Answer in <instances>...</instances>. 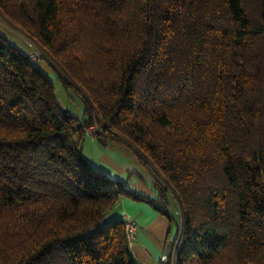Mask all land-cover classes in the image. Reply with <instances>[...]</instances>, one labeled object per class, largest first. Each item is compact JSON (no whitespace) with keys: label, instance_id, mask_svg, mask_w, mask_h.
<instances>
[{"label":"trees","instance_id":"obj_1","mask_svg":"<svg viewBox=\"0 0 264 264\" xmlns=\"http://www.w3.org/2000/svg\"><path fill=\"white\" fill-rule=\"evenodd\" d=\"M0 14L30 47L0 33V264H138L107 212L128 197L168 216L167 191L181 241L159 264H264V0H0ZM99 123L155 170L160 206L83 156Z\"/></svg>","mask_w":264,"mask_h":264},{"label":"crops","instance_id":"obj_2","mask_svg":"<svg viewBox=\"0 0 264 264\" xmlns=\"http://www.w3.org/2000/svg\"><path fill=\"white\" fill-rule=\"evenodd\" d=\"M88 133L91 136H96L90 130ZM95 138L94 155L89 156L84 148L82 149L83 156L91 165L105 172L112 179L124 181L129 189L154 199V203L160 206L161 204L157 200L159 192L156 182L157 175L148 161L141 158L126 140H115L111 135L104 136V140H100L97 136ZM99 142L103 145L100 146ZM104 143L106 144L104 145ZM106 150H109L111 156L105 155L104 151ZM127 171L136 175H124ZM166 200L168 216L146 201L128 197H120L107 212L109 220H124L126 217H130L136 221L137 226L130 243V251L138 264H159V257L166 250L167 240L176 237L179 233L181 214L177 201L170 191L166 192ZM171 204L175 208L172 209Z\"/></svg>","mask_w":264,"mask_h":264},{"label":"rangeland","instance_id":"obj_3","mask_svg":"<svg viewBox=\"0 0 264 264\" xmlns=\"http://www.w3.org/2000/svg\"><path fill=\"white\" fill-rule=\"evenodd\" d=\"M0 33L9 41L10 44L18 48L22 53L26 54L29 52L30 47L26 40V37L20 32L19 29L12 26L5 18L0 14ZM39 66L41 67L42 71L47 74L50 80L53 82L56 97L59 105L63 108L69 110L72 114L81 117L83 115L84 110V102L80 93L72 86H64L59 78L57 70L51 66L45 60H39ZM101 124H97L95 126L89 127V130L93 133H101ZM96 136H91L89 133L85 136L82 149L92 156L95 154V142ZM106 143H104L105 145ZM99 145L102 146L103 144L99 142ZM110 150V148H108ZM117 149V148H115ZM105 150V149H103ZM109 150L104 151L105 155H110ZM92 158V157H91ZM114 175V173H112ZM124 175H136L133 172L127 171ZM172 197V196H171ZM174 201L173 198H171ZM172 209L175 208L173 204H171ZM175 214V212H174Z\"/></svg>","mask_w":264,"mask_h":264},{"label":"built area","instance_id":"obj_4","mask_svg":"<svg viewBox=\"0 0 264 264\" xmlns=\"http://www.w3.org/2000/svg\"><path fill=\"white\" fill-rule=\"evenodd\" d=\"M38 58H39V56L35 52L30 53L28 56V59L32 63H35L38 60ZM124 222H125V231H126L127 239L129 241V243H131V241L134 237V234H135L137 223L134 219H132L130 217H126L124 219ZM180 241H181L180 234L177 235L176 237L169 238L167 240L166 250L159 257V262L166 261L168 258L169 251L170 250L174 251L175 247L180 243Z\"/></svg>","mask_w":264,"mask_h":264}]
</instances>
